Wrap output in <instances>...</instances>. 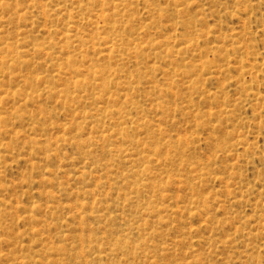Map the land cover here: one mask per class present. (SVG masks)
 <instances>
[{
  "label": "rangeland",
  "instance_id": "1",
  "mask_svg": "<svg viewBox=\"0 0 264 264\" xmlns=\"http://www.w3.org/2000/svg\"><path fill=\"white\" fill-rule=\"evenodd\" d=\"M0 264H264V0H0Z\"/></svg>",
  "mask_w": 264,
  "mask_h": 264
}]
</instances>
